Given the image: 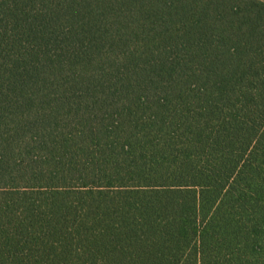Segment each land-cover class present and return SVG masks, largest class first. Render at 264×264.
I'll use <instances>...</instances> for the list:
<instances>
[{
	"label": "trees",
	"instance_id": "1",
	"mask_svg": "<svg viewBox=\"0 0 264 264\" xmlns=\"http://www.w3.org/2000/svg\"><path fill=\"white\" fill-rule=\"evenodd\" d=\"M0 264H264V0H0Z\"/></svg>",
	"mask_w": 264,
	"mask_h": 264
}]
</instances>
